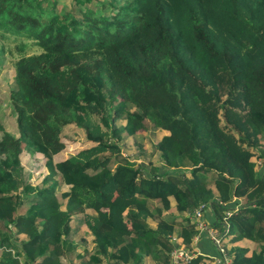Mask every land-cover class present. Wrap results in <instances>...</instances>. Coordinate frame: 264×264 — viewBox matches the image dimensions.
<instances>
[{
    "label": "trees",
    "instance_id": "obj_1",
    "mask_svg": "<svg viewBox=\"0 0 264 264\" xmlns=\"http://www.w3.org/2000/svg\"><path fill=\"white\" fill-rule=\"evenodd\" d=\"M58 1L0 0V36L20 37L5 93L16 132L0 124V264H205L171 259L196 249L201 205L231 264H264V0ZM151 128L163 135L144 165L119 142L144 155L135 138Z\"/></svg>",
    "mask_w": 264,
    "mask_h": 264
},
{
    "label": "rangeland",
    "instance_id": "obj_2",
    "mask_svg": "<svg viewBox=\"0 0 264 264\" xmlns=\"http://www.w3.org/2000/svg\"><path fill=\"white\" fill-rule=\"evenodd\" d=\"M63 4H64V2L62 0L58 1L57 9H60L63 6ZM19 40H20V37L14 38L13 35H11V36L7 35L5 37L0 36V124L4 125L7 130L12 131V132L13 131L16 132V130L12 124L15 121V112L13 111V109L10 105V102H9L5 93L8 92V91H6L8 88V83L10 82V80H8V79L11 77V70H9V69H11L10 65L15 60V58H17L19 56V51L17 50V44H18ZM31 40H33V39H25V42L27 44L25 47V52H31V51H38L39 50V47L34 45ZM63 133H65L64 134L65 138L67 137L69 142H72L76 145L78 144V141L80 140L79 138L82 137L81 131H78V130L74 129L73 127H70V126H67L66 128H64ZM162 135H163V131H158V130L151 128L143 134V138H141L142 135L141 136L138 135L139 139L135 138L137 140V142H141V147H142L141 149L146 151V154H144V155L139 154V151L136 148H134L133 143H131V141H127V139L125 141H120L119 146H120V148L124 154H129L130 159H132V160L136 159L141 164L143 163L144 165H146L147 161L150 158L156 157V156H151V153H150V151H152L151 142H156ZM73 147L75 148V146H73ZM70 152L71 151H68L66 153L69 154ZM138 155H140V156H138ZM21 157H22V161L25 163V167L28 168L27 171L29 172L30 179H36V181H39V179L46 173L44 168L40 167L38 165V162L34 158L30 157L29 154L23 153ZM25 206H26V204L23 205V207H25ZM235 206L237 207L238 204H236ZM23 207L20 209V211L23 210ZM230 212H231V210H230ZM227 213H229V212H227ZM191 219L193 221H195L194 215H192V214H191ZM76 221L80 224L83 222L82 218H77ZM205 222H206V220H205ZM196 227H197V223H196ZM197 229H198V227H197ZM212 229L214 230L212 233L211 232H205V231H210V229H206L202 233L205 234L209 239H211V241L213 242V244L217 248L218 255L216 257H213L210 255V257H212V258L209 259L208 261L206 260L204 263L205 264H211L215 260L219 264H222L223 261L221 259V256H222V253L225 252L227 257H228V260H226L223 264H228V262L231 261V256L226 251V247L224 245L225 241H226V236L225 235H222L221 237L218 236V241L216 242L217 243L216 244L215 243V238H216L215 235H216L217 230L214 227H212ZM200 234H199V229H198V232L193 236L195 243H197V240H198ZM73 237H76V239H77L79 237V234L77 235V232H76V235H73ZM239 243H241L243 245H247L250 248H253L255 246V243H253L249 240H244L242 242L240 241ZM90 245H91V242L88 243V246H90ZM180 247H184V248L194 252L193 256H195L198 253H202L199 251V249L197 247L195 250H191L189 247H186V246H180ZM84 248H86V246L79 239L76 240V246H75V250H74L75 253L80 252ZM171 257H172V251H171ZM148 259H149L148 257L145 258V261ZM178 262H175V263H178ZM145 264H156V262L148 260Z\"/></svg>",
    "mask_w": 264,
    "mask_h": 264
},
{
    "label": "built area",
    "instance_id": "obj_3",
    "mask_svg": "<svg viewBox=\"0 0 264 264\" xmlns=\"http://www.w3.org/2000/svg\"><path fill=\"white\" fill-rule=\"evenodd\" d=\"M204 205H201L200 207L194 209V211L192 212V215H194V218H195V221L197 223V227L199 229V234L203 231H205L206 229H210V231H205V232H213L214 230L212 229L211 225H209L208 223L205 222V220L203 219V214H204V211L206 209V207ZM218 233L216 232V235H215V243L218 241ZM217 244V243H216ZM223 252V251H222ZM194 255V252L184 248V247H175L172 249V261L173 262H178L180 260H184V261H187L189 260L191 257H193ZM221 259H222V264L228 260V257L226 255L225 252L222 253V256H221ZM231 261L228 262V264H230Z\"/></svg>",
    "mask_w": 264,
    "mask_h": 264
},
{
    "label": "crops",
    "instance_id": "obj_4",
    "mask_svg": "<svg viewBox=\"0 0 264 264\" xmlns=\"http://www.w3.org/2000/svg\"><path fill=\"white\" fill-rule=\"evenodd\" d=\"M196 247L200 252L216 257L218 255V251L216 246L213 244L211 239H209L205 234L201 232ZM211 264H219L217 261H213Z\"/></svg>",
    "mask_w": 264,
    "mask_h": 264
}]
</instances>
